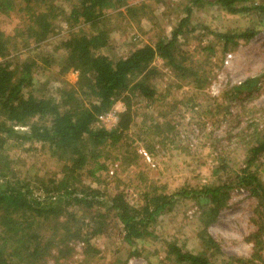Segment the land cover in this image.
<instances>
[{"label":"trees","instance_id":"obj_1","mask_svg":"<svg viewBox=\"0 0 264 264\" xmlns=\"http://www.w3.org/2000/svg\"><path fill=\"white\" fill-rule=\"evenodd\" d=\"M40 1L43 0H0L1 16L7 18L11 13H19L23 20L21 25L17 23L13 36L0 33V264H43L54 242L62 243L63 234L80 239L86 244L87 254L91 250L90 239L102 236L106 230L104 215L91 212L99 207H107L113 213L122 232L121 241L131 249L130 256L135 257L138 255L135 243L159 240L154 233L158 218L169 213L182 199L193 200L198 208L197 220L202 229L197 238L201 250L192 253L169 242L164 245V256L172 264H211L210 257L219 255L220 247L206 230L225 209L234 190L247 192L257 205L253 210L254 231L248 236L251 253L247 258L231 260L236 264H264V184L258 173L264 169V108L247 110L245 107L241 114L228 113L236 120L244 119V125L217 151V165L211 171L215 182L181 188L171 195L158 194L153 187L146 188L140 204L131 206L122 193L106 201L99 189L86 186L81 180L85 173L94 183L100 182L97 174L105 170L100 161L102 152L116 147L126 137L135 117L133 101L153 99L155 92L149 80L157 74L152 67L155 60L160 59L177 79L199 89L206 76L182 49L180 39L186 40L195 32L196 27L189 28L192 13L205 0H185L184 16L168 37H159L151 45L140 44L117 60L101 51L108 44L102 25L103 12L113 10L138 25L144 4L128 5L130 0H76L65 10ZM208 2L224 16L242 17L246 26L214 33L209 45L196 50L200 57L215 59V45L220 53L234 50L254 39L264 28V0ZM59 16H63L68 28L76 29L60 42L58 49L63 53V73L72 70L77 74L76 82L60 90L58 101L26 95L24 91L32 85L37 57L14 63L9 58L11 50L18 39H23L27 47L30 43L34 48L45 43L55 33L54 21ZM49 61L41 59L44 65ZM257 83L258 79L248 78L225 89L220 99L228 104L246 98ZM118 101L123 103L124 110L118 114L115 128L106 130L99 126L98 118ZM23 128L27 130L22 131ZM32 143L47 149L61 163L60 178L50 176L45 181H27L18 176L5 145ZM233 147L236 148L229 151ZM239 149L244 150V155L233 170L227 157ZM72 208L82 211L83 215L77 218L69 211ZM51 221L54 230L49 232L54 235L46 239L38 228ZM66 224L69 226L64 232Z\"/></svg>","mask_w":264,"mask_h":264},{"label":"rangeland","instance_id":"obj_2","mask_svg":"<svg viewBox=\"0 0 264 264\" xmlns=\"http://www.w3.org/2000/svg\"><path fill=\"white\" fill-rule=\"evenodd\" d=\"M75 1L40 2L68 10ZM185 2L130 0L128 5H145L138 25L136 21L126 20L113 10L103 12L105 20L102 25L107 32L108 44L107 48L101 50L102 53L117 60L140 44L151 45L159 37H168L184 16ZM208 3L205 0L192 13L189 28L196 27L195 32L189 34L186 40L180 39L182 49L191 56L206 79L198 89L189 82L177 79L160 59L153 62L152 67L157 74L152 76L149 84L155 95L152 100L133 101L135 117L126 137L116 147L106 148L102 152L100 161L104 163L105 170L97 174L100 182L94 183L87 174L82 173L83 184L99 189L104 194V200L122 193L129 205L137 206L146 188L149 190L153 187L158 194L171 195L181 188L201 187L215 182L211 171L217 165V151L221 146L225 147L230 137L235 136L244 125V119L239 117L236 120L230 115L241 114L245 107L247 110L264 108V28L254 39L241 43L234 50L220 53L219 47L215 45V59L212 56L200 57L196 50L209 45L214 33L246 26L242 17L224 16L216 6ZM22 21L19 13H11L7 18L0 15V33L13 36L17 23L21 25ZM54 26L55 33L39 47L34 48L31 43L29 47L24 46L25 41L18 39L9 58L14 63H22L26 58L37 57L32 85L24 93L35 98L58 101L60 90L76 82L77 74L72 70L63 73V53L58 50L60 42L76 29L68 28L63 16L54 21ZM41 59L50 61L46 66ZM248 78L258 79L252 94L234 103H223L221 93ZM111 110L117 115L116 124L113 120L98 124L107 130L115 128L124 105L118 101ZM5 148L14 162V170L22 179L45 181L50 176L60 178L61 163L39 144H6ZM229 155V166L236 170L244 150L239 149ZM258 173L264 184V169H259ZM256 205V200L245 191L234 190L231 193L225 209L206 230L220 247V254L210 257L211 264H236L231 258L244 259L250 255L252 245L248 236L254 231L252 219ZM107 209L99 207L91 211L104 215L106 230L102 236L90 239L91 250L87 254L86 244L76 236L67 237L63 234L62 243L54 242L43 264H172L164 256L165 243L173 242L192 253L201 250L197 236L202 227L197 220L198 208L193 200L182 199L169 213L161 215L154 226V233L159 240L136 242L134 248L138 255L135 257L130 256L131 249L121 241L119 223ZM69 211L77 218L83 215L82 211L75 208ZM52 222L38 228L46 239L54 235L49 232L50 229L54 230ZM68 226L65 225L64 232Z\"/></svg>","mask_w":264,"mask_h":264},{"label":"built area","instance_id":"obj_3","mask_svg":"<svg viewBox=\"0 0 264 264\" xmlns=\"http://www.w3.org/2000/svg\"><path fill=\"white\" fill-rule=\"evenodd\" d=\"M111 120H113L114 124H116L117 115L112 110H110L109 112L101 115L98 118V124H99V122H101L102 124H105V123H107L108 121H111ZM103 128L107 130V128H105V127H103Z\"/></svg>","mask_w":264,"mask_h":264}]
</instances>
